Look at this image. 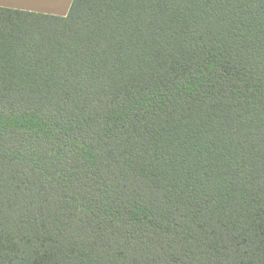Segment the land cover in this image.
<instances>
[{
	"label": "trees",
	"instance_id": "1",
	"mask_svg": "<svg viewBox=\"0 0 264 264\" xmlns=\"http://www.w3.org/2000/svg\"><path fill=\"white\" fill-rule=\"evenodd\" d=\"M0 264H264V0L0 6Z\"/></svg>",
	"mask_w": 264,
	"mask_h": 264
},
{
	"label": "crops",
	"instance_id": "2",
	"mask_svg": "<svg viewBox=\"0 0 264 264\" xmlns=\"http://www.w3.org/2000/svg\"><path fill=\"white\" fill-rule=\"evenodd\" d=\"M73 0H0V6L65 15Z\"/></svg>",
	"mask_w": 264,
	"mask_h": 264
}]
</instances>
